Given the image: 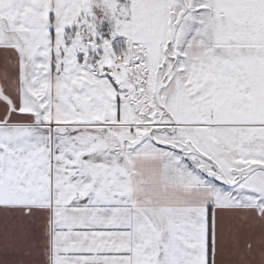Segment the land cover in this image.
<instances>
[{"label":"snow or ice","instance_id":"snow-or-ice-1","mask_svg":"<svg viewBox=\"0 0 264 264\" xmlns=\"http://www.w3.org/2000/svg\"><path fill=\"white\" fill-rule=\"evenodd\" d=\"M0 264H264V0H0Z\"/></svg>","mask_w":264,"mask_h":264},{"label":"crops","instance_id":"crops-1","mask_svg":"<svg viewBox=\"0 0 264 264\" xmlns=\"http://www.w3.org/2000/svg\"><path fill=\"white\" fill-rule=\"evenodd\" d=\"M0 71H2V62H0Z\"/></svg>","mask_w":264,"mask_h":264}]
</instances>
